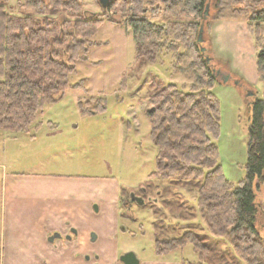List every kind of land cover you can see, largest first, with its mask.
<instances>
[{"label": "trees", "instance_id": "1", "mask_svg": "<svg viewBox=\"0 0 264 264\" xmlns=\"http://www.w3.org/2000/svg\"><path fill=\"white\" fill-rule=\"evenodd\" d=\"M211 1L113 0L108 8L127 14L136 43V66L158 64L169 52L175 58L174 73L192 81L189 90L175 83L160 85L149 99L157 169L141 191L155 188L163 196L170 190L167 181H177L178 188L190 186L188 192L196 196V203L181 200L177 188L173 192L177 207L191 208V214L198 208L208 228L209 233L204 232L203 226L191 221L182 235L172 236L173 225L157 216L153 225L158 255L191 243L202 264H264L261 208L254 190L256 180L264 183V94L249 105L246 176L238 185L232 184L223 173L215 141L221 126L220 101L214 91L219 63L204 46L205 36L203 43L198 42L202 26L212 28L222 18L246 19L257 45L259 80L264 84V5L254 8L249 18L237 11L244 10L241 6L230 12L217 8L212 23L206 13ZM13 7L8 0H0V130L29 134L46 106L67 89L88 93L84 80L72 84L71 78L77 74V62L88 60L90 48L99 44L93 39L105 18L86 10L84 0H20L19 13H13ZM165 15L177 19L170 22ZM159 16L168 22L155 20ZM185 17H191V22L181 20ZM85 103L81 97L85 113L106 108L103 96H92ZM155 180L159 182L154 184ZM164 201L165 207H172V202Z\"/></svg>", "mask_w": 264, "mask_h": 264}, {"label": "rangeland", "instance_id": "2", "mask_svg": "<svg viewBox=\"0 0 264 264\" xmlns=\"http://www.w3.org/2000/svg\"><path fill=\"white\" fill-rule=\"evenodd\" d=\"M19 1L8 0V5L14 6L13 13H19ZM84 3L86 10L103 14L105 18V23L93 39L99 44L90 48L88 60L77 62V74L71 78L72 84L84 80L89 91L85 93L79 88L67 89L58 100L46 106L38 118V125L31 128L29 135L9 134L0 130V188L4 173L41 167V171L73 177L116 180L121 186V192L125 191L122 199L132 194L145 199L143 205L134 202L125 206L121 203V213L127 219H123L126 229L120 227L118 235L124 251L135 252L140 260L156 252L153 221L157 216L164 223L173 225L172 236L182 235L191 227V221L203 226L204 232H208L198 208L191 214V208L188 211L185 208L184 211L181 206L177 207L173 193L178 188L175 185L177 181H167L170 190L163 196L155 188L147 193L141 191L150 175L157 169L158 149L152 139V126L147 114L151 109L149 99L160 85L175 83L181 89L189 90L192 81L186 76L174 73L175 58L169 52L163 55V61L158 64L141 68L136 66V43L132 28L126 21L127 14L104 11L99 0H84ZM262 5L264 0H212L208 20L216 18L217 8L230 12L241 6L244 10L237 11L249 18L250 12ZM159 17L155 20L163 23H167L168 18L170 22L177 19L172 16ZM185 18L181 20L191 22V17ZM201 21L202 19L197 22ZM210 27L204 29V46L214 57L211 51L213 47ZM186 30L189 32L188 27ZM234 31L236 30H228L221 37L222 47L229 51L228 55H231L230 58L235 63L238 62L245 68L248 76L252 71L255 75V39L251 37L250 41ZM262 36L264 37V29ZM221 72L227 74L225 70ZM246 80L240 74L239 77L231 76L228 84H221L223 76L218 75L214 89L221 107L220 132L215 140L219 149V161L226 179L235 185L246 176L251 126L249 105L253 98H262L264 94V84L261 81L255 82L252 79L254 83L248 84L249 81ZM92 96H103L106 108L94 114L83 112L80 98L83 97L85 105L86 100ZM2 133L16 137H9L5 141ZM158 182L155 180L154 184ZM254 184L257 202L261 208L259 232L264 243V183L256 180ZM186 186L178 188L181 200L195 204L196 201L188 192L191 187ZM164 200L172 202V207H165ZM229 248L231 249L230 246ZM173 252L183 254L190 260L198 259L191 243ZM3 254L0 199V264Z\"/></svg>", "mask_w": 264, "mask_h": 264}, {"label": "crops", "instance_id": "3", "mask_svg": "<svg viewBox=\"0 0 264 264\" xmlns=\"http://www.w3.org/2000/svg\"><path fill=\"white\" fill-rule=\"evenodd\" d=\"M228 30H236L250 41L253 38L246 19L217 20L211 28V51L220 64L218 67L234 77L243 75L248 84L254 83L252 79L260 81L258 69L255 75L252 71L248 76L245 68L223 49L220 39ZM246 72L249 71L246 69ZM4 133L5 141L16 137ZM41 169L7 172L2 177L4 254L1 264H123L121 256L126 251L120 246L118 235L120 227L126 229L123 219L127 217L121 213L119 183L113 179L73 177ZM191 198L196 201V196ZM56 233L60 236L52 240ZM200 263L199 257L190 260L175 252L165 255L153 252L140 259V264Z\"/></svg>", "mask_w": 264, "mask_h": 264}, {"label": "water", "instance_id": "4", "mask_svg": "<svg viewBox=\"0 0 264 264\" xmlns=\"http://www.w3.org/2000/svg\"><path fill=\"white\" fill-rule=\"evenodd\" d=\"M112 1L113 0H99V2H100V4H101V6H102L104 11L108 10V8H109V6H110ZM209 7H210V4L207 6V11H206L207 14L209 12ZM198 42L199 43H203L204 42V26L201 27V30H200V33H199ZM202 50L205 51L206 48L203 47ZM208 60H210V58H208ZM217 74L223 76V82L224 83H227L230 80V78H231L230 74H223L221 72V70H218ZM236 84H238V81L236 82ZM132 197L140 199L141 201L139 203L142 204V205L145 203L143 198L141 199V198L135 196L134 194H132ZM57 236L59 237L60 235L58 233H56L51 239L53 240ZM121 261H122L123 264H140V260H139L138 256L133 251H129V252L124 253L121 256Z\"/></svg>", "mask_w": 264, "mask_h": 264}, {"label": "flooded vegetation", "instance_id": "5", "mask_svg": "<svg viewBox=\"0 0 264 264\" xmlns=\"http://www.w3.org/2000/svg\"><path fill=\"white\" fill-rule=\"evenodd\" d=\"M142 195H144V193H142ZM139 198L142 199L141 196ZM143 200H145V199L143 198ZM140 201H141L140 199H137L135 197H132V195H130L128 198L125 197L124 199H122V202L121 203L124 204L125 206H127V205L130 206L132 203H134V202H138L139 203Z\"/></svg>", "mask_w": 264, "mask_h": 264}]
</instances>
